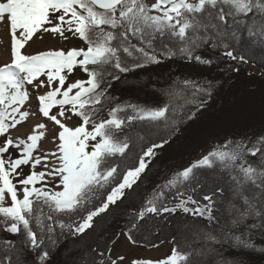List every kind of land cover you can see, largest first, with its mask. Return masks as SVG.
Returning a JSON list of instances; mask_svg holds the SVG:
<instances>
[{
	"label": "snow or ice",
	"instance_id": "6c2138e0",
	"mask_svg": "<svg viewBox=\"0 0 264 264\" xmlns=\"http://www.w3.org/2000/svg\"><path fill=\"white\" fill-rule=\"evenodd\" d=\"M238 27L264 42V0H0V264H31L26 252L44 264L60 235L95 230L141 182L186 105L202 108L211 96V81L184 80L164 89L162 106H147L122 100L116 81L177 56L244 61ZM45 37L61 46L29 51ZM73 39L82 45L63 46ZM142 128L163 133L159 142L145 146ZM173 217L188 231L172 237L166 256L129 260L106 247L93 249V264H232L229 249L255 251L264 132L225 137L168 172L121 233L139 245L136 233Z\"/></svg>",
	"mask_w": 264,
	"mask_h": 264
},
{
	"label": "trees",
	"instance_id": "16d2710c",
	"mask_svg": "<svg viewBox=\"0 0 264 264\" xmlns=\"http://www.w3.org/2000/svg\"><path fill=\"white\" fill-rule=\"evenodd\" d=\"M237 30L239 41L235 48L238 54L244 56V61L222 57L218 63L204 66L177 56L138 69L129 73L124 82L114 83L113 92L118 93L122 100L147 106H162L167 100L163 95L164 89L172 84L182 88L181 82L184 80H193L206 87L205 82L211 81V96L203 97L206 102L202 108L198 109L197 104L186 105L178 130L171 135L169 143L155 150L157 155L142 175L141 182L134 186L135 190L129 193L120 206L101 220L95 230L80 236L67 232L60 235L59 242L50 246V256L44 264H93L96 255L93 249L112 248V241L114 238L117 240L116 237L125 227L131 210L140 206L145 193L150 192L168 172L183 167L213 142L225 137L247 139L264 132V78L250 73L244 67V64H251L264 72V42L249 37L243 27ZM202 55L208 57L218 53L205 52ZM189 116L192 118L189 119ZM141 131L146 137L143 141L145 146L159 142L163 134L147 128ZM212 179L208 178L209 184ZM149 231L151 234H148ZM187 231L183 220L173 217L168 221H152L135 235L141 241L138 246L153 248L144 245L171 243L172 237L179 238ZM252 243L255 251L229 249L224 255L232 258V264H264V236L252 237ZM26 256L31 264H36L33 253L26 252Z\"/></svg>",
	"mask_w": 264,
	"mask_h": 264
},
{
	"label": "rangeland",
	"instance_id": "374dc122",
	"mask_svg": "<svg viewBox=\"0 0 264 264\" xmlns=\"http://www.w3.org/2000/svg\"><path fill=\"white\" fill-rule=\"evenodd\" d=\"M1 33H0V36H2ZM81 45H82V42L77 39L66 41L63 44V46L66 48L80 47ZM60 46H61V43L58 39L52 40L51 38L45 37L43 41H37L36 43H34L31 49L29 50L32 52H36L38 50H46L48 48H55V47H60ZM1 47H3V45H1ZM1 59L5 60V57L3 58V56L0 54V61H2ZM244 67L250 73L264 78V72L261 69L251 64H244ZM74 75H78L80 78H83V73H76ZM171 248H172L171 243H162L158 245L157 247H153V248H145L143 246H138V245L134 246V245L129 244L126 241L123 234L120 233L117 240L112 245L111 254L113 255V257H115L117 254H123L129 260L133 258H137V257L158 259V258H162L166 256L167 254H169Z\"/></svg>",
	"mask_w": 264,
	"mask_h": 264
},
{
	"label": "bare ground",
	"instance_id": "6f19581e",
	"mask_svg": "<svg viewBox=\"0 0 264 264\" xmlns=\"http://www.w3.org/2000/svg\"><path fill=\"white\" fill-rule=\"evenodd\" d=\"M2 32V31H1ZM0 32V33H1ZM2 34V36H3V32L1 33ZM6 39V38H5ZM30 51V50H29ZM0 54L3 56V58L5 57V59H7V53H6V51L4 50V46L3 47H1V45H0ZM2 60V59H1ZM4 60V59H3ZM2 60V61H3Z\"/></svg>",
	"mask_w": 264,
	"mask_h": 264
}]
</instances>
